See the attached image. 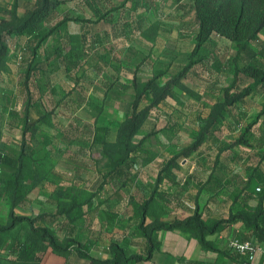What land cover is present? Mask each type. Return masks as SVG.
Wrapping results in <instances>:
<instances>
[{"label": "rangeland", "instance_id": "rangeland-1", "mask_svg": "<svg viewBox=\"0 0 264 264\" xmlns=\"http://www.w3.org/2000/svg\"><path fill=\"white\" fill-rule=\"evenodd\" d=\"M17 2L18 21H15L12 16L14 0H0L2 41L0 151L9 156L17 155L22 146L26 105L23 81L28 66L27 60L32 56L34 43L28 35L10 34L7 28L20 25L22 20L27 19L40 7L41 0H17ZM74 5L75 2H68L61 7V12L70 16L77 15ZM168 11L169 9L165 10ZM64 15L58 18L52 16L48 22L43 23L45 28L43 32L54 28L57 20ZM159 21L144 24L149 27L146 32L147 37L139 31L136 33L130 31L126 35L118 31L115 36L103 37L98 45L93 44L91 54L84 59L81 66L72 73H67L63 59H59L56 52L60 48H65L66 34H76L79 31V25L72 22L67 33H60L58 30L43 41L38 49L40 58L34 60L33 68L37 77L35 83L39 87L35 85L31 88L34 100H38L32 109L31 120L37 121L43 116L48 118L42 121L43 125L41 124L38 129L34 126L33 129L36 130L28 133L26 139L28 145L35 148L39 165L41 164V172L51 177L47 180L45 190L35 195L33 201L35 204L28 200L27 204L22 203L14 211H18L17 216H25L28 207H32L33 215H36L40 205L44 203V208L41 210H44L43 215L33 217L37 220L36 228H39V223L45 219V225L52 229V233L77 242L78 237H72L68 233L70 228L67 226L68 221L73 219L74 224H79L80 238H84L85 243L95 251V256L100 261L112 259L109 257L111 251L109 244L116 236H112L115 232H111L109 228L100 226V220L104 217L97 218L98 211L96 212L95 209L98 207L96 205L93 208L85 207L81 211L75 210L70 216L63 217L53 198L58 189H63L70 197L88 191L96 197V202L103 203L104 199L100 194L105 191V187L101 188V180L103 176L112 172L113 165L109 159L102 156V147L95 140L96 129L101 126L110 128L111 132L115 133L108 136V139L115 141L116 131L131 111L135 100L134 78L141 83L158 76V84L164 86L168 80L192 64L183 82L196 92L198 97H191L175 89L170 98L154 108L151 118L136 138V141H139L146 134L155 132V135L148 140V148L157 159L147 166L139 163L132 172L139 178L138 181L135 180L136 189L149 196L160 175L161 162L181 154L194 144L200 128L209 120L211 110L217 102L224 100L226 89L232 86L235 70L243 66V62L237 59L235 44L218 37H214L198 55L192 58L191 54L195 48L194 22L188 18L186 21L180 20L179 17L163 18V15ZM105 30V27L100 29L101 34L104 35ZM262 41H264V32ZM65 54L66 51L63 55ZM251 82V79L239 73L237 85L230 90V96L244 90ZM149 103L150 100H146L142 105L146 106ZM236 106V111L246 116L242 130L217 131L216 137L207 139L198 148L199 151L194 152L191 157L181 159V168L175 171L177 176L185 177L192 172L204 181L209 174L213 179L222 178L224 174L213 172L211 163L216 160L218 153L222 154L221 149L225 144L233 147L226 155L238 152L245 158L253 153L250 148L234 146V144L244 131L245 124L254 120L262 111L264 90L248 97L245 104ZM173 116L175 118H172ZM226 122L232 123V120L227 119ZM169 123L175 126L172 130L165 129ZM198 153L200 155H197ZM196 157H199L202 165L197 166L199 170L194 167L197 162ZM253 159L256 157L254 156ZM262 166L264 168V164ZM233 170L242 171L239 165L234 166ZM12 175L13 171L2 165L0 182L8 180ZM131 184L132 187L128 191L138 195L134 188L135 184L133 182ZM2 185L0 183V227L7 226V212L9 213L12 208L10 195L1 188ZM117 187L119 185L112 187V190ZM166 201L170 204L169 198ZM138 202L140 201L130 197L128 206L130 213H133L129 240L133 245L130 248L137 252L144 249L140 234L136 229L134 230V224L138 219L135 215L138 211ZM214 209L223 213V206ZM32 232L28 223L19 224L14 230L1 232L0 264L22 261L26 251L32 249L29 243L33 236ZM94 242L101 246L94 247ZM255 257H258V253Z\"/></svg>", "mask_w": 264, "mask_h": 264}, {"label": "trees", "instance_id": "trees-1", "mask_svg": "<svg viewBox=\"0 0 264 264\" xmlns=\"http://www.w3.org/2000/svg\"><path fill=\"white\" fill-rule=\"evenodd\" d=\"M64 2L65 0H41L40 7L32 12L27 19L22 20L20 25L7 28L10 34L24 33L28 35L29 38L33 39L34 44H32V56L27 60L28 66L23 81V87L26 90V105L22 146L19 153L15 156H9L0 151V164L13 171L12 177L0 182L1 185L3 184L1 188L10 195L12 203L9 223L7 226L0 228V233L14 230L22 223L30 224L33 230V236H31L32 238L29 241L32 249L26 251L25 258H33L39 252H41V255L45 253L47 247L52 248L54 253L65 256L77 244L78 254L82 258L88 259L90 264H134L145 258L140 255L128 256L118 244H112L110 246L112 259L108 261L97 260L81 251L79 248L81 247L80 244L75 240L68 237L61 238L52 233V229L47 228L45 225V219L39 223V228H36V218L17 216L14 211L16 207L27 201V196L35 188L42 184L45 185V182L51 177L41 172V164L39 165L35 148L33 146L31 148L26 139L28 133L38 129L41 124L43 125L42 121L48 118L43 116L37 121L31 120L32 109L38 102V100H34V93H32L31 89L37 84L35 83L37 77L33 66L34 60L40 58L38 49L43 41L58 30L60 33H67L70 23L80 22L81 32L66 34L67 43L65 48H60L56 52L57 57L63 59L66 72L72 73L81 66L84 59L89 57L93 44L98 45L100 39H102L93 37L92 31L95 26L101 23L108 25L112 31L116 32L113 34L114 36L118 31L125 35L130 31L143 33V24L134 21L133 19L135 18L131 14L130 18H125V22H115L111 14L113 10L103 9L95 12L97 20L90 18L80 19L65 15L57 20L54 28L43 32L45 29L43 28V23L48 22L52 16L58 18V11ZM129 2L133 6L132 8L130 7L129 12L138 11V0H125L122 6L115 8V11L125 7ZM192 2L195 10L197 33L195 35V48L191 57L198 55L211 41L213 35H218L235 44L237 47V59L243 62L241 68L235 67L237 69L234 72L232 86L226 89L224 100L217 102L211 110L209 120L200 128L194 144L181 154L164 159L161 162L160 175L157 177L149 196L140 189H136L135 180L138 181V177L137 174L132 173L135 167L139 163L147 166L157 159L156 155L148 148V140L155 135V132L146 134L139 141H136V138L151 118L154 108H157L170 98L175 89H179L191 97H198L196 92L183 82L192 64L187 66L180 74L168 80L164 86L158 84V76L141 83L134 78L135 100L132 103L131 111L116 131L115 141L108 139V136L115 133L111 132L110 128L101 126L96 129L97 137L95 140L102 147V156L109 159L113 165L112 172L102 177L100 186L101 188L104 186L105 190L113 191L112 199L114 200L122 201L125 198V201L130 204V197H133V200L140 201L137 204L138 211L136 215L138 219L136 218L135 229L147 244L148 257L151 256L155 247L153 236L160 231L181 230L191 233L199 240L204 249L221 253L216 244L208 238L224 231L233 224L242 222L248 233H250L248 239L254 237L258 242L264 243V168L262 166L264 164V139L261 140L259 138L260 140L257 141L259 143L255 145L257 143L256 136L259 137L257 129L260 127V119L264 116V107L254 120L245 124L244 131L241 132V136L234 144V146L250 148L253 153L245 158L238 152L226 155V153H230L233 147L225 144L221 149L222 154L218 153L216 160L211 163L213 172H221L231 177L230 180H227L226 185L232 184L233 177L242 179L239 190L231 193L234 199L228 218L209 221L204 218L203 213L200 212V205L197 203L193 215L185 219L177 218L171 222L162 220V216L171 213L178 207H186L185 202L180 199L182 197H179V195L189 188L187 187L188 183L181 184V182L177 181L175 172L181 168V159L191 157L194 152L199 151L198 148L207 139L215 138V133L224 130L226 126L229 127V130L241 131L246 116L236 111V105L245 104L246 99L255 93L256 88L264 87V41H262L264 32V0H192ZM17 11L18 2L14 0L12 16L15 21H18ZM1 47L2 41L0 39V50ZM64 51H66L65 55H63ZM39 68L41 69V67ZM239 73L251 79L253 83L244 90L230 96V90L237 85ZM36 87L38 88L39 86L36 85ZM146 100H150V103L143 106L142 103ZM227 119L232 120V123H227ZM34 126L37 128L33 129L35 128ZM197 155L200 154L198 153ZM224 156L225 159L222 160ZM254 156L257 160L253 159ZM195 159L197 166H202L199 157ZM227 162L228 164H226ZM236 165H239V168L242 169L241 172L233 170ZM132 182L135 184L134 188L139 193L138 195L128 191L132 187ZM116 185H119V187L112 190V187ZM224 186L225 183L222 182L221 178L213 179L211 174H209L207 181H201L197 184V190L199 195L204 191L218 194L224 189ZM53 198L63 217L70 216L75 210L81 211L85 207L92 208L99 203L96 202V197L88 191H84L76 197H70L63 189H58L54 193ZM68 198L71 199L66 201ZM168 198L170 204L166 201ZM149 220L151 222L147 223ZM71 221H68L67 226L70 227L68 228L69 235L73 237L79 224H74V221ZM37 259L39 260L40 258L37 256Z\"/></svg>", "mask_w": 264, "mask_h": 264}, {"label": "crops", "instance_id": "crops-1", "mask_svg": "<svg viewBox=\"0 0 264 264\" xmlns=\"http://www.w3.org/2000/svg\"><path fill=\"white\" fill-rule=\"evenodd\" d=\"M65 1L66 2H64L60 6V9L58 11L59 16H63V14L68 15L64 12L63 13L61 12V7L67 5L68 2H72V3L75 2L73 8L74 10L77 11V15H73L72 17L80 18V19L90 18L93 20H97L95 17V12L98 11L99 9H103L109 11L113 10L111 14L113 15V19L115 22L117 21L125 22L126 21L125 18H130V14H131V16L135 18L133 19L134 21L143 24L142 30L143 33H145L144 34L145 37H147L146 32L149 30V27H147L144 24H147L148 22L151 23L160 22L159 20L162 18V15L163 18L179 17L180 20H184V21H186L187 18L192 20L195 24L194 35H196L197 33L195 10L192 0H138L139 1L138 11H131V12H129L130 7L131 8L133 7V6H129L131 2L127 3L125 7H122L120 10L115 11V8L122 6L125 0H65ZM168 9L169 11L165 12V10ZM76 24L79 25V31L76 33H80L81 24L80 22H76ZM102 26H104L106 29L104 35L101 34L100 32V29L102 30L104 28ZM152 26L153 25H151V27ZM187 32L189 31H186V33ZM114 33L116 32L112 31L111 27H109L108 25H104L102 23L100 25L95 26L94 30L92 31L93 37H100V38L112 37ZM145 37L143 36L144 39ZM214 37L221 38L218 35H213L211 40L214 39ZM221 39H225V38H221ZM252 83L253 81L251 82V84ZM262 90H264V87H258L255 89V93L260 92ZM255 93H253L252 96H254ZM172 118L175 117L173 116ZM259 126H260L259 129H257V134H259V137L256 136V142L259 141L260 139L261 140L264 139V116L260 119ZM174 127L175 126H173V124L169 123L165 129L172 130V128ZM224 129H229V127L226 126L224 127ZM258 143L259 142H257L255 145H257ZM226 164H228V162ZM195 166L197 167L196 162L194 167ZM1 167L2 165L0 164V168ZM138 179L139 178H137V180ZM221 179L222 182L225 183V186L222 191L218 192V194L216 192L204 191L199 195V192L197 190V184L200 183L201 181L205 182L204 180H200L197 177V175L193 174L192 172L185 177L177 176V181L181 182V184H184L186 182L188 183V185L187 184L186 185L189 188L185 192H181L182 194L179 195V197H182L180 199L185 202L186 207L184 208L178 207L177 209L173 210L171 213L162 216V220L166 222H171L177 218L185 219L193 215L194 211L196 210L197 203H199L200 205V212H202L204 218L209 221L228 218L234 199L231 193L237 192L239 190L242 179L240 180V178L237 179L236 177H233L234 180L232 181V184H227V185L226 182L227 180H230L231 177L224 175ZM47 182L48 181L45 182V185L42 184L37 188H35L27 196V201L29 200L33 204H35L33 202L35 199V195H37V193L39 194L42 190L43 191L45 190L44 187L46 186ZM101 195L103 196L102 198L104 200L103 203H97L96 206L98 208H96L95 211L96 212L98 211V213H96V216L97 218L100 216L104 217L100 220V226L104 228H109L111 232H115L112 234V236L113 235L116 236V238L113 239V241L109 244V246H111L112 244H118L121 248L124 249V251L128 256L140 255L143 258H145L144 260L134 264H240L241 262H249L248 255H242L241 253L231 248L233 242L249 243L257 246V248H260V250H257V252L254 254L252 263L264 264V243L258 242L254 237L248 239L250 233H248V231L245 228V225L242 222L233 224L224 231L216 235L210 236L208 238L209 240L213 241L216 244L217 248L221 251V253L204 249L200 244L199 240L193 234L183 232L181 230L160 231L155 233V235L153 236L155 247L150 257H148L147 254L148 253L147 244L145 243L144 239H142L141 237L140 239L143 241L144 249L138 250V252L132 251L130 247L133 244L131 245V242H129V240L131 238L130 225H131V217L133 216V213H130V211L128 210L129 203L125 201V198L122 199V201L120 200L117 201L112 199L113 191L111 190H105L101 193ZM123 196L125 195L123 194ZM43 204L44 203L40 205L38 211L39 213L36 212V215H33L34 213L32 212L33 208L28 207L27 214L25 215V217L33 218L34 216L37 215H43L44 210L41 211L44 208ZM218 206H223V213L214 209L215 207ZM9 213L7 212L8 223H9ZM15 214L19 215L18 211H15ZM149 222H151V220L147 221V223ZM136 224L137 221L134 224L135 228H136ZM1 227H5V226H1ZM117 228H119V230H117ZM75 230L76 231L74 236L78 237L77 242L81 246L79 247L80 250L83 251L84 253L89 254L91 257L97 259L95 256V251H92L93 249H91V247H89L85 243L84 238H80L81 233L78 232L80 231V227L78 226L77 229ZM117 231L118 233H116ZM93 244L94 247H97V245L101 246L98 243L96 244L95 242ZM77 248L78 245L76 244L74 247L70 249L68 254L64 256L54 253L52 248L47 247L45 253L40 255L41 252H39V254L37 253L33 258H24L22 261H18L17 263H13V264H90V261L88 259L82 258L78 254ZM257 253H258V257L256 258L255 256ZM37 256L40 258L39 260L37 259ZM109 257L112 258L111 251Z\"/></svg>", "mask_w": 264, "mask_h": 264}, {"label": "built area", "instance_id": "built-area-1", "mask_svg": "<svg viewBox=\"0 0 264 264\" xmlns=\"http://www.w3.org/2000/svg\"><path fill=\"white\" fill-rule=\"evenodd\" d=\"M231 248L242 255H248L249 262H241L240 264H253L252 260L254 254L257 252V250H260V248H257V246L253 244L240 242H233Z\"/></svg>", "mask_w": 264, "mask_h": 264}]
</instances>
